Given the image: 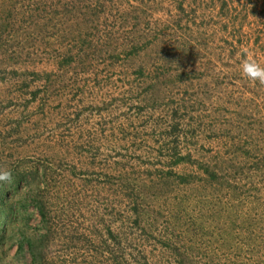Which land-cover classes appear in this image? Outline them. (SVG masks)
I'll use <instances>...</instances> for the list:
<instances>
[{"label":"rangeland","instance_id":"374dc122","mask_svg":"<svg viewBox=\"0 0 264 264\" xmlns=\"http://www.w3.org/2000/svg\"><path fill=\"white\" fill-rule=\"evenodd\" d=\"M66 1L0 0V175L27 162L23 172L35 184L17 193L38 189L57 226L48 264H116L115 246L93 252L107 227L124 239L125 264H166L159 214L181 202L184 214L194 215L200 198L221 223L204 219L216 231L205 229L199 246L222 264L221 245L229 239L244 247L237 249L240 263L264 264V84L240 67L244 59L264 67V0H225L227 12H220L223 0H77L104 7L97 14L101 30L89 38L105 44L103 52L118 41L140 43L137 56L122 55L118 69L96 51L81 62L78 47L71 48L75 36L63 41L42 28L45 12H64ZM85 12L74 16L85 21ZM65 53L74 62L61 66ZM151 61L149 77H138L134 71ZM180 156L188 163L174 164ZM174 173L200 182L177 189L168 180ZM123 177L129 188L121 189ZM135 181L145 185L141 212L151 216L141 218L144 233L118 213L130 208L126 195L134 194ZM10 200L15 260L7 262L32 264L27 246L25 259H16L17 240L47 231L28 197L22 206ZM255 211L257 224H248Z\"/></svg>","mask_w":264,"mask_h":264},{"label":"trees","instance_id":"16d2710c","mask_svg":"<svg viewBox=\"0 0 264 264\" xmlns=\"http://www.w3.org/2000/svg\"><path fill=\"white\" fill-rule=\"evenodd\" d=\"M51 8V7H49ZM101 8H104L102 4L95 3V6L92 7L90 2H83L81 3L77 2V0H67L63 5L62 9L64 12H62L58 7L55 9L54 7L49 9V12H45L46 16L44 19H41L42 21L46 20L44 24H42V28H50L52 31L60 33L61 36H63V41H72L73 36H75L74 45H72L71 48H77L79 51V59L82 62L84 59H89L90 55L93 54L95 51L97 54L98 52L102 55L101 61L106 62V64L109 66V68L118 69L117 67L120 65V62L123 60L122 55H125L126 59L129 57L135 58L137 56L138 51L141 49L140 43H134L136 47H132L133 44H127L124 42H119L115 48L112 50H108L107 52H103L102 48H106L105 44H98L94 41H92L90 38L93 37L92 34L100 32L101 29L98 22H97V14L98 12L102 11ZM228 3L223 0L222 4L220 5V12H227ZM38 9V8H37ZM36 9V11H37ZM92 10V12L89 14V12H85L88 10ZM79 12H85L84 17L85 21H81L80 19L76 18L74 15ZM44 13V12H43ZM73 13V14H71ZM71 15L68 18H65L66 15ZM88 16V18H87ZM33 17V16H32ZM40 17V16H39ZM41 23L40 20H34V24L39 25ZM85 23V24H84ZM7 24V23H5ZM85 29L83 32H79L82 28ZM65 33V35L63 34ZM153 36V35H152ZM73 43V42H72ZM132 45V46H131ZM74 46V47H73ZM131 46V50H128ZM125 47H128L126 49ZM100 48V50H98ZM182 51V46L180 48ZM105 54V56H103ZM179 54V53H178ZM177 56V55H176ZM74 62V58L72 56H68L67 53H65L64 57L60 60V65H66L71 64ZM127 62V61H126ZM176 62L180 63L181 60H176ZM125 64V63H124ZM154 64H156V61L153 63L152 61L149 63H145L143 67H141L139 70L134 71L138 75V77H144L148 76L147 71L154 69ZM158 67V66H157ZM149 69V70H148ZM162 70V68H161ZM52 76H48V80L50 81ZM184 77H179L178 80L183 79ZM144 90V88L142 89ZM138 98V97H137ZM152 106L156 105V99L151 98ZM187 162V159L185 160V157H177L174 159V164H181ZM27 162L17 161V163L12 166L10 177L8 179H0V264H9V261L7 260H15L13 258H10L11 254L9 252L10 248L12 247L11 242H14L15 235L13 232V228H11L9 215L13 213L14 211V200H10L12 196H15L16 202L22 206L23 201L26 197H28L29 200H31L33 206L36 208L40 220L41 225H43L44 229L47 231V233H38L37 236L29 237L24 234H22L21 238H18V251H17V257L16 259L22 260L25 259L24 256V248L27 246L29 250V254L31 256V263L32 264H48L51 261H48L49 255H48V246L51 243L52 240L55 239L54 234L55 229L57 230V226L54 224V218L51 217L48 206L46 205V202L44 201V198L41 193L39 194V190H35L34 193H30L31 190H29V195L23 196L19 195L17 193L18 189L26 185V187L32 186V184H35L32 179H28V175L23 172L26 168L25 164ZM27 169V168H26ZM262 168H259L258 171H260ZM208 172V171H207ZM173 173V172H172ZM171 174V172L169 173ZM174 178L176 181L172 185L177 187V189H183L185 185L190 184V182H200L198 177H190V175H177L172 174L170 176V179ZM215 178V177H214ZM124 184L121 183L120 179L117 180L121 183V189L123 188H129V181H127L124 177ZM138 182V187H131L132 193L134 194H127L126 196H131V201L129 202L130 208L126 209V211L118 212L121 213V216L124 218H127L130 220L129 222L132 223L129 225H133L134 228L139 229L142 231V233L146 232L148 225L141 226V218L144 216L146 218H151L149 215L150 211L145 215L146 213H142V205H143V191L145 190V185H140L139 181H135L134 183ZM192 184V183H191ZM11 189V193L8 197L7 194V187ZM174 186V187H175ZM33 189V188H32ZM140 192L138 193V191ZM187 194V193H186ZM179 195L184 196L183 201L186 203L188 202V197L185 196L183 191H179ZM152 196L156 197V194H152ZM203 198V197H202ZM216 197H213L209 199L211 203L208 202L209 207L214 203L216 204L217 200ZM19 201V202H18ZM221 202V201H220ZM176 203V202H175ZM174 205H177L175 204ZM207 201H203L201 198L198 199L197 202H195L196 207L199 208L197 213L194 215H186L184 214L183 210L180 209V206L182 207L181 202L179 203L178 207L176 209H173V211L166 210L163 213L159 214V217L162 219V225L165 223L164 226H162L161 230L163 233H161V230L158 231L159 236L157 238L158 244L162 247L163 252L166 253V264H220L216 260V258L212 255L213 251H209V249L200 247L198 242L201 241L202 235L205 232V229L208 230L210 233H214L216 231L215 227H211L210 225H207V223H203L204 219L206 218H214L212 219V223L214 225H219L221 223L220 218H216L217 211L213 210L212 208L208 210V206L205 205ZM190 204V203H189ZM201 207H200V205ZM217 206V205H216ZM212 207V206H211ZM206 209V210H205ZM175 210V211H174ZM258 211H255L253 213V217H251V220L248 219V224L254 225L257 224L256 221H254L259 214ZM233 217H236L235 215ZM156 220H159V218H156ZM135 225V226H134ZM55 226V227H54ZM234 227H236L235 224H233ZM11 228V229H10ZM152 230L156 231L155 228L149 229V232ZM106 233L108 234V237L103 238V240L100 241V244L94 246L93 252L95 255H104V252H117L119 253L114 260L116 264H125V260L122 257L123 252L125 249L121 246L124 239H118L119 235L115 234L114 231L107 227ZM215 234V233H214ZM148 238H152L153 236L151 233L147 235ZM218 237V235L213 236ZM200 240V241H199ZM239 241L236 238L237 242ZM217 242H219V239H217ZM110 244H113L111 246ZM212 249L214 248V243L211 241ZM233 243L229 241V239H226L225 242L221 245L225 248L223 260L224 262L222 264H244L240 263L242 260L237 254V249L240 251L242 250V247L239 243ZM115 246V251L113 250ZM237 248H236V247ZM214 250V249H213ZM215 252L217 250L215 249ZM115 254V255H116ZM194 254L197 255V258L194 256ZM218 254V253H217ZM234 255H236L234 257ZM94 256V255H93ZM146 257V255H142ZM16 257V256H15ZM111 257H114V255H111ZM120 257V260H119ZM54 259H52L53 261ZM239 262V263H238ZM249 264V263H247Z\"/></svg>","mask_w":264,"mask_h":264},{"label":"clouds","instance_id":"9594fccd","mask_svg":"<svg viewBox=\"0 0 264 264\" xmlns=\"http://www.w3.org/2000/svg\"><path fill=\"white\" fill-rule=\"evenodd\" d=\"M242 74L250 81H259L264 84V67H261L259 63L254 60L244 59L240 65ZM9 173L0 175V179H8Z\"/></svg>","mask_w":264,"mask_h":264}]
</instances>
